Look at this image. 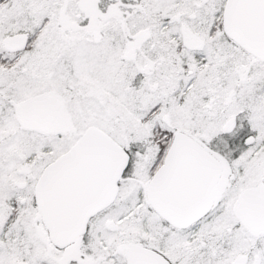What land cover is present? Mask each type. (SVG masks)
<instances>
[{
	"label": "snow or ice",
	"instance_id": "snow-or-ice-1",
	"mask_svg": "<svg viewBox=\"0 0 264 264\" xmlns=\"http://www.w3.org/2000/svg\"><path fill=\"white\" fill-rule=\"evenodd\" d=\"M0 264H264V0H0Z\"/></svg>",
	"mask_w": 264,
	"mask_h": 264
}]
</instances>
